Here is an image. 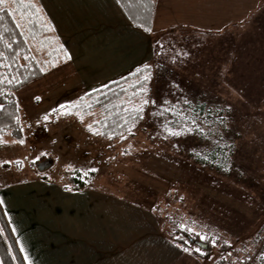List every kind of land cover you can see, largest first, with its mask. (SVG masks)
Listing matches in <instances>:
<instances>
[{
    "label": "trees",
    "instance_id": "1",
    "mask_svg": "<svg viewBox=\"0 0 264 264\" xmlns=\"http://www.w3.org/2000/svg\"><path fill=\"white\" fill-rule=\"evenodd\" d=\"M117 1L132 25L150 36L151 62L85 93L69 105V112L72 110L71 114L84 124L91 136L124 141L144 121L146 110H153L151 119L162 129L163 141L169 136L196 137L197 146L188 152V158L190 156L195 165L217 174H235V179L246 180L243 176L245 169L240 168L243 139L240 130L248 118L255 121L264 119V0H260L256 10L242 22L212 32L187 26L153 32L157 0ZM24 2L39 9L38 13L28 10L30 21L20 19L13 0H7L2 6L5 11H0V78H16L13 83L5 81L0 84V136H9L18 143L23 140L24 128L15 91L69 60L38 0ZM18 24L22 26L18 27ZM188 29L195 33L183 32ZM246 33H251V36L247 37ZM235 36L246 38L241 45L228 48L225 42ZM223 43L224 52L218 55ZM26 56L29 59H25ZM145 66L151 73L146 82L141 79L146 73L140 71ZM159 73L160 77H165L162 82L165 90H160L162 84L152 88L155 75ZM141 85L147 92L134 95ZM157 89L156 97L153 90ZM142 99L149 103L142 112L133 111L140 106ZM172 132L178 135H171ZM44 159L41 157L40 161ZM89 173L70 172L63 188H83L93 174ZM188 217L185 226H194L193 233L206 235L207 241L182 230L181 221L168 214L160 220L162 233L182 250V257H197L205 263L214 260V264H223L233 244L224 239L215 251L211 234L202 231ZM0 229H3L0 234V264H26L2 206ZM195 240L206 243L207 247L201 248L194 243ZM185 248L190 251H185ZM196 248L200 251H195Z\"/></svg>",
    "mask_w": 264,
    "mask_h": 264
},
{
    "label": "rangeland",
    "instance_id": "2",
    "mask_svg": "<svg viewBox=\"0 0 264 264\" xmlns=\"http://www.w3.org/2000/svg\"><path fill=\"white\" fill-rule=\"evenodd\" d=\"M55 15L54 20H48L52 27L56 24L61 29V19ZM86 20V16H80L82 23ZM172 22L189 23L176 16L172 20H158L157 26ZM66 29L72 33L70 27ZM183 32L195 33L190 29ZM246 36H235L225 44L228 48L236 47ZM116 37L114 34L111 41ZM60 43L64 47L61 40ZM224 47L223 43L218 55L223 54ZM67 62L59 63L44 76L15 91L24 137L23 143H18L9 136H0L3 141L0 142V189L12 184L24 188L39 179L51 178L63 184L74 170L85 173L95 170L100 181L113 182L107 187L116 193L154 207L160 220L168 214L185 225L189 215L202 231L211 234L215 251L224 239L233 244L223 264H264V119L248 118L240 130L243 133L240 168L245 169L246 180L235 179V174H217L188 158V152L198 144L196 137L169 136L163 141L165 135L151 119L150 109L135 133L124 142L91 136L71 114L72 110L69 112V105L108 82L93 89L89 85L93 66L77 67V74L86 70L82 77ZM160 75H155L152 88L162 84L160 90H165L162 83L165 77ZM157 91L153 90L155 96ZM65 110L69 114L65 115ZM41 157L45 158L43 161L51 160L48 168H38ZM174 264H214V260L205 263L197 257L183 256Z\"/></svg>",
    "mask_w": 264,
    "mask_h": 264
},
{
    "label": "crops",
    "instance_id": "3",
    "mask_svg": "<svg viewBox=\"0 0 264 264\" xmlns=\"http://www.w3.org/2000/svg\"><path fill=\"white\" fill-rule=\"evenodd\" d=\"M38 1L48 19L56 13L61 19V29L53 27L69 56L67 65L76 74L77 67L93 66V89L151 62L150 36L132 25L117 0ZM259 1L157 0L152 31L177 26L219 31L248 18ZM81 15L87 19L83 23ZM176 16L189 23L157 26L158 20ZM114 34L118 37L111 41ZM85 71L77 75L83 77ZM98 173L94 170L81 189H65L54 178L0 189L26 264H174L182 257V250L162 233L158 211L116 193L107 187L113 182L100 181Z\"/></svg>",
    "mask_w": 264,
    "mask_h": 264
},
{
    "label": "snow or ice",
    "instance_id": "4",
    "mask_svg": "<svg viewBox=\"0 0 264 264\" xmlns=\"http://www.w3.org/2000/svg\"><path fill=\"white\" fill-rule=\"evenodd\" d=\"M13 2L17 4L16 11L20 13V19L21 20H29V21L31 20V15L28 14L29 9H32L34 13L39 12V9H37L34 4L25 3L24 0H13ZM6 3H7V0H0V11H5V8L2 6L6 5ZM17 26L20 27L22 25L18 24ZM47 30H50V29H47ZM9 47H11V45H9ZM49 55H51V53H49ZM25 59H29V57L26 56ZM140 71L143 73H146V74L142 75V77H141L142 81H144V82L148 81L150 79V75H151L148 66H145V68L141 69ZM15 79L16 78L13 77L11 80H9L7 76H4V77L0 78V84L4 83L5 81H7L8 83H13L15 81ZM146 92H147V89L145 87H143V85H141L140 90L137 91L136 93H134V95L140 96V95H142V93H146ZM37 99H39V98H37ZM148 103H149V101L147 99H142L140 106L138 108H134L133 111L142 112L144 106L147 105ZM89 107H90V105H89ZM64 114L67 115L69 113L67 112V110H65ZM45 119H47V117H45ZM89 127L91 128V126H89ZM0 132H2V130H0ZM97 134H99V133H97ZM170 134L171 135H178V133H176V132H172ZM0 142H3L2 139H0ZM20 143H23V141L21 140ZM85 175H87V173H85ZM3 203H4V201L0 200V206H2ZM180 227L182 230L188 231L190 234H193L194 236H199V239H201V240L207 241L209 239L206 235H201L199 233H193V229L187 228L183 224H181ZM13 231H15V229H13ZM2 232H3V229H0V234H2ZM181 239H183V238H181ZM212 242L215 243L214 240ZM184 250L190 251V249H188V248H185ZM21 251L23 252L24 249L21 248ZM195 251L199 252L200 249L196 248ZM24 259L27 260L28 257L25 256Z\"/></svg>",
    "mask_w": 264,
    "mask_h": 264
},
{
    "label": "water",
    "instance_id": "5",
    "mask_svg": "<svg viewBox=\"0 0 264 264\" xmlns=\"http://www.w3.org/2000/svg\"><path fill=\"white\" fill-rule=\"evenodd\" d=\"M51 164V160H45V161H42L41 163L38 164V168L40 169H46L50 166ZM194 243L198 246H200L201 248H206L207 247V244L206 243H203L201 241H198V240H195Z\"/></svg>",
    "mask_w": 264,
    "mask_h": 264
}]
</instances>
